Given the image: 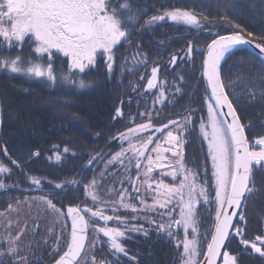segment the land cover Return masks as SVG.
Masks as SVG:
<instances>
[{
    "label": "snow or ice",
    "instance_id": "snow-or-ice-1",
    "mask_svg": "<svg viewBox=\"0 0 264 264\" xmlns=\"http://www.w3.org/2000/svg\"><path fill=\"white\" fill-rule=\"evenodd\" d=\"M144 10L134 7L133 0H0V73L9 76L18 74L27 80H38L41 84L49 87H67L75 94L78 91L87 90L93 87V81L86 79L89 73L97 64V57L104 59L106 78L111 79L114 74L115 51L121 43H131L130 37L135 25L139 22ZM174 22L177 25L192 26L195 29H203L204 25L197 15L189 10L176 8L166 10L162 14L152 15L141 25V29L164 22ZM227 19V17H224ZM237 31L227 34H215L207 44L206 53H202V78L206 82L207 90H210L207 102V119L202 118L199 124V134L203 141H206V160H210V179L214 181V199H210L208 191L207 166L203 169V183H200V174L193 172L186 167L183 151L186 132L190 133L191 116H186L183 122L169 120L167 124L155 127L152 124V112L139 113L146 123L135 125L126 132L120 133V141H128V147L121 145L120 150L112 155L107 165L118 161L124 166L126 154L128 164L125 167V175L133 167L136 170V177L128 176V183L132 191L122 188L117 193L118 200L107 201L101 198L96 191L97 182L95 179L89 185H84L86 196L90 197L95 210L92 207L82 208L80 206H69L66 216L71 219L70 238L66 242V250L59 255L55 264H106L105 261H97L95 256H86L85 251H95V245L100 240V234L107 238V245L111 255L120 264L119 257L122 254L128 257V251L122 244V238H128L127 232H141L145 237L149 231L142 224L137 225L121 217L119 209L131 210L133 221L143 219L150 226H154L157 237L166 235L169 240L175 241L176 247L182 245L183 252L180 256V264H217L222 258V264H238V255H234L223 249L227 248L226 241L240 237V244L244 251L251 249V253L259 254L264 258V236H257L255 241L250 242L244 239V229L238 225L246 223L243 213V206L249 196L256 192L254 187V169H264V136L252 140L246 135L245 129L251 128V124L241 123L237 109L226 89H231V83L225 84L221 76V63L230 54L241 46L253 43L247 39L242 32H246L240 24L232 22ZM247 37H253L252 32H247ZM261 43L255 44L259 49L260 66L264 68V36L260 37ZM24 44L33 47V54L30 57L10 55L13 48L22 49ZM137 51L131 57L132 63L136 66L147 64V55L139 51L140 44L135 45ZM55 53H63L67 57V70H59L54 67ZM194 49L189 42L185 56L191 57ZM181 61L184 57L179 58ZM178 57L171 56L170 65L177 64ZM127 64V58H123L121 68ZM131 71V70H130ZM159 66L151 69L150 77L145 86L146 90L159 88L156 95V102H165V84L157 83ZM143 79V76H141ZM178 79L182 82L183 77ZM264 80V75L260 76ZM176 93L180 92L178 84H173ZM135 91V88H134ZM249 96L255 97L256 92L249 90ZM259 95L264 98V89ZM116 116H122L120 108H116ZM158 115V113H157ZM230 118V119H229ZM151 130V135L146 140L133 142L134 136L139 133H146ZM160 133L156 140L153 137ZM155 146L149 149V146ZM167 145V147H165ZM7 155V149H3ZM64 153L69 149L64 148ZM155 154L154 156L152 154ZM167 153V155H166ZM75 155V153H73ZM38 157L39 152L31 154ZM100 154L92 157L87 162L90 167ZM11 163L17 167L20 165L16 160ZM55 159L61 160V154L57 152ZM106 165V166H107ZM169 169L167 175L173 180L179 179V183L166 184L163 179L158 182L154 180V169ZM11 169L0 162V177L10 175ZM143 177V179H141ZM36 186L41 185V179L30 177ZM68 184H76L77 181H69ZM124 181H121L123 185ZM16 185H7L0 178V190H7ZM65 184H56L55 188L63 190ZM113 190H109L111 193ZM151 196V203L145 198ZM37 200L47 206L57 216H64L65 213L57 208L48 196L25 197L24 201L17 200V206L22 203L29 204ZM211 205L209 210L215 211L214 229L204 233L205 238L210 235L206 251L200 248V232L198 228L197 205ZM111 205L113 215L106 214V206ZM179 208L178 219L174 218L176 208ZM229 209H232L229 212ZM236 209H241L237 212ZM9 211H19V207L8 205ZM154 212L159 220H154L148 215L141 216V213ZM86 213L90 214L86 218ZM5 213H0L4 217ZM238 220L234 223V217ZM95 218V221H92ZM103 222L101 226L99 222ZM114 221L119 226H109L108 222ZM7 220L6 228L12 225ZM182 227L184 237L180 240L177 236V229ZM91 228L96 239L91 245H86L87 233ZM191 229V238H189ZM232 230V231H230ZM24 229L21 228L16 235L9 232L3 238L6 248H0V264H3V257L11 258V264H29L28 255L31 254V244L26 247L20 245L21 235ZM257 241L259 243H257ZM60 238L57 237V246L53 248V254L59 251ZM203 255L204 260L199 257ZM130 264L135 257H130Z\"/></svg>",
    "mask_w": 264,
    "mask_h": 264
},
{
    "label": "trees",
    "instance_id": "trees-1",
    "mask_svg": "<svg viewBox=\"0 0 264 264\" xmlns=\"http://www.w3.org/2000/svg\"><path fill=\"white\" fill-rule=\"evenodd\" d=\"M133 4L134 7L143 9L144 15L132 30L131 43H121L115 51L114 74L111 79L106 78L104 59L100 56L97 57L94 69L86 77L93 81V87L75 94L67 87L53 88L38 80H27L18 74L9 76L0 73V159L8 162L3 151L5 145L21 166L16 168L12 165L10 175L17 177L23 186L30 185L27 178L32 176L47 175L51 179L60 180L65 178V170L70 177L75 173L74 170L82 168L88 173L85 163L90 154L101 151L100 161L104 163L103 156L120 149L117 137L114 136L123 126L124 120L116 116L115 110L121 106L125 111L132 105L129 102L134 101L126 95L130 90L128 73L134 66L131 57L137 51V42L140 44L139 51L147 55V62H169L173 54H177V62H202V53L216 33L237 31L233 21L246 30L242 34L252 32L254 36L250 38L259 43L262 42L260 37L264 36V0H133ZM175 8H185L195 13L204 25L203 29L177 25L167 19L147 30L141 29V25L152 15ZM189 42L194 49H199L194 50L190 58L185 56ZM32 54L33 46L29 44H24L22 49L13 48L10 52L13 57L20 55L27 58ZM180 57H184V60L181 61ZM123 58H127V64L122 69ZM67 59L62 53H55L54 67L58 70L57 75L59 70H67ZM180 74L184 80L191 81V85H195L197 90L195 95L181 98L182 103L187 102L191 108L197 106L196 124L191 128L192 135L183 149L185 164L193 172L200 174V183L204 179L203 169L208 167L207 187L210 199H214L210 160H206L207 144L199 134V123L204 118L206 109L203 108V101L207 105L210 92L206 91L207 85L202 78L200 66L195 68L186 65ZM261 75H264V68L260 66L259 57L243 46L221 63V76L225 84L232 85L226 91L233 99L240 120L245 125L251 124L250 129H245L249 139L264 134V98L259 95L260 90L264 89ZM249 90L257 93L254 98L249 96ZM65 147L69 149L68 153H64ZM36 148L42 151L37 159L31 156ZM47 151L53 155L50 157ZM57 152L61 154L60 161L55 159ZM117 165L118 161L108 165V170L101 176V182L114 177ZM253 180L256 192L248 197L242 209L246 223L238 225L244 229L243 238L250 242L262 230L264 222V169H254ZM72 196L70 193L69 201L75 202ZM64 198L63 196L62 199ZM2 202L0 206L5 203ZM197 208L200 248L206 251L210 235L205 238L204 233H210L214 229L215 211L209 210L211 205L199 204ZM240 239L236 237L227 241L224 251L238 255V264H264V258L251 253L250 248L247 252L244 251ZM156 241L155 244L153 241L148 243V248H143L142 251H146L147 256L143 252L140 254L141 264H173L174 260L179 261L182 245L178 249L174 241L168 238ZM4 261L5 264H11V259Z\"/></svg>",
    "mask_w": 264,
    "mask_h": 264
},
{
    "label": "flooded vegetation",
    "instance_id": "flooded-vegetation-1",
    "mask_svg": "<svg viewBox=\"0 0 264 264\" xmlns=\"http://www.w3.org/2000/svg\"><path fill=\"white\" fill-rule=\"evenodd\" d=\"M134 65V64H133ZM190 66L195 68L199 67L202 69V62H177L175 66L170 65L169 62H147L146 65H134L131 71L128 73L129 77L128 80L130 82V90L127 92V97L130 99H134V101L129 102L132 104L129 109H126L125 111L122 110V116H119L124 120L123 126L120 127L118 131H121L127 127L138 125L142 123H146L147 120L145 118H142L139 113H146L151 111L153 118H152V124L155 127H160L164 124H167L169 120H179L183 122L184 118L186 116H191V124L190 129L194 127V124H196V111L197 106H193L194 108H191L187 102L182 103L181 98L182 97H189L195 95V92L197 91L195 88V85H191V81H180L178 77H180V71H182V68H185V66ZM159 66V72H158V82H164L165 84V98L169 99V101L172 99V102H169V105L172 106H158V107H151V100L156 97V95L159 92V88H154L151 90H144L146 81L148 80L151 69L153 67ZM201 71V70H200ZM141 76H143V79H141ZM173 84H178L180 88V92L175 93V88L172 87ZM135 88V91H134ZM136 99V100H135ZM138 105V106H137ZM207 105L203 101V108H206ZM202 108V107H201ZM158 113V115H157ZM1 128V123H0ZM151 135V130H149L146 133H139L133 138V142L139 143L143 140L147 139V136ZM160 133H156V136L153 137L154 140L160 137ZM190 133L186 132L184 136L182 137L185 141L184 146L187 142V140L190 137ZM117 144L123 145L126 144L128 147V141H120L118 138H116ZM155 145L152 144L149 146V149L154 147ZM183 146V149H184ZM167 147V145H165ZM6 146L3 145V149H5ZM7 149V148H6ZM39 152V156H41L42 151L40 149H34L32 153ZM52 152L47 151V155L50 157L53 155ZM94 154V153H93ZM93 154H90L87 159V161L92 157ZM131 153H128L127 156H130ZM155 155L154 153L152 154ZM167 155V153H166ZM8 159L7 161H4L0 159V162H2L5 166H7L9 169H12L13 166L16 168H20L21 166L17 167L13 165L9 159L15 160V158L9 153L7 150V155H5ZM38 156V157H39ZM38 157H33L37 159ZM18 162V160H16ZM88 173L84 171L85 168H82L81 170H74L75 173L70 177L68 175V172L65 170V178H62L60 180L51 179L49 176L45 175L44 177H36L41 179V184L39 187L29 183V179L27 178V182L30 184L28 186H23L20 181L17 179V177H12L11 175H3L2 178L3 182L7 185H16L17 187H10L6 191L0 190V203H3L4 205L0 206V213L8 212L9 216L8 219H5L2 223H0V248H6L7 245L3 243V238L8 236L9 232H11L12 235H16V233L23 228L24 232L21 235L20 239V245L24 247L25 253L28 252L27 245L31 244V254L28 255V261L29 264H52L58 259L59 255L63 253L64 250H66V242L70 238V232H71V219L70 217L66 216V210L69 206H80L82 208H88L92 207L93 210H95V205L93 204L90 197L86 196L84 185H89L90 181L93 179L97 182V189L100 188L101 183V173L105 170H108V165L104 166V164L100 161L99 158L90 166L87 167ZM20 165V163L18 162ZM128 164V160L126 162V166ZM13 165V166H12ZM125 166V167H126ZM187 167V165H186ZM188 168V167H187ZM110 171V170H109ZM169 169L165 168L163 170L161 169H154V180L159 181L160 179H163L166 184H172V183H179V179L173 180L172 177L167 175V172ZM125 173V169L120 171ZM109 173V172H108ZM52 175V173H49ZM115 174V172H114ZM128 176H131L132 179H135L136 177V170L134 168V161H133V167L126 175L125 183L122 187L128 188L129 192L132 191L131 185L128 183ZM33 177V176H32ZM143 179V177H141ZM77 181L76 184H68L69 181ZM19 181V182H18ZM65 184V187L63 190L56 189V184ZM62 191V192H61ZM70 193L73 194L71 198L75 200V202H70ZM38 197V196H48L49 199L53 201V203L56 205L57 208L61 209L62 212L65 213L64 216H57L54 214L50 209L47 208L46 205L43 203H38L36 206L29 207V204H21L17 206L16 200L17 199H24L25 197ZM65 197L62 199V197ZM149 203H151V196L145 197ZM62 200V201H60ZM65 200V201H63ZM12 204L13 207H19V211H9L8 205ZM119 214L121 217L127 218L130 223H135L137 225L142 224L145 229H148L149 234L147 237L143 235L141 232H127L128 238H122L121 242L124 245V247L128 251V257H124L122 254L119 257L120 264H130V257H135V261H132L131 264H141L140 254L143 252V248H148V243L157 242L156 240L159 239H166V235H161L160 238L157 237L156 230L154 226H150L145 220L139 219L133 221L131 219V210H125V209H119ZM106 214L107 215H113L112 206L108 205L106 206ZM148 215L154 220H159V217L154 212H146L141 213V216ZM90 214L86 213V218H88ZM176 218V214L175 217ZM7 220H11L13 223L10 228H6L5 225L7 224ZM92 221H95V218H92ZM99 224L102 226L103 222H99ZM109 226H119L114 223V221L108 222ZM181 228L177 229V236L179 235V231ZM60 234V235H59ZM257 236H264V222L262 223V230L255 234L254 240ZM57 237L60 238V244H59V251L55 254H53V248L57 246ZM96 239L95 234L92 232L91 228L88 230L87 233V240L86 245H91L92 241ZM107 238L103 236V234H100V240L95 245V251L88 252L85 251L86 256H95L96 260L99 262L101 260L105 261L106 264H116V260L111 255V252L109 250V247L106 243ZM257 243H259L257 241ZM175 244V241H174ZM261 247H264V244L260 245ZM224 251V250H223ZM143 253L146 254L147 252L144 251ZM181 256V255H180ZM180 256L179 261L176 262L173 261V264H180ZM6 259H11L7 256L3 257V261ZM149 261V260H148ZM222 261V258L219 261ZM5 264V261L4 263Z\"/></svg>",
    "mask_w": 264,
    "mask_h": 264
},
{
    "label": "rangeland",
    "instance_id": "rangeland-1",
    "mask_svg": "<svg viewBox=\"0 0 264 264\" xmlns=\"http://www.w3.org/2000/svg\"><path fill=\"white\" fill-rule=\"evenodd\" d=\"M34 47V46H33ZM55 51V50H54ZM63 54V53H62ZM184 69V68H182ZM181 76V74H180ZM183 77V76H182ZM183 81H184V77H183ZM165 99V102L163 104L159 103V102H156V97H154L152 100H151V107H158V106H172V105H169L168 103L169 102H172V99L169 101V99L167 98H164ZM204 120L207 119V107L205 109V116L203 118ZM202 121V120H201ZM200 121V123H201ZM199 123V124H200ZM259 136H264V134H261V135H257V136H254L253 138H251L250 140L256 138V137H259ZM127 145L126 144H123V147L124 148H127L126 147ZM120 149H118L117 151L111 153V154H108V155H105L102 157V159L104 160L103 164L104 166L107 165V162L109 160H111V157L112 155H114L116 152H118ZM126 162H127V154L126 156L124 157V166H121L120 163L118 162V165L115 167V174L113 172V175L114 177H110L109 179H104V181H102L100 183V188L97 190L98 194L101 196L102 199L104 200H107V201H116L118 200V195L115 194L117 193L119 190H121L122 188H125V187H122L123 185L121 184V181L123 180L124 183H125V179H126V175L125 173L123 172H120L122 170L125 169V166H126ZM104 171L101 173V175H104ZM104 178H106V176H104ZM123 183V184H124ZM113 190L111 193L109 192V190ZM36 197V196H34ZM18 200V199H17ZM16 200V202H17ZM20 201H24V199H19ZM38 203H40V201H37V200H32L31 201V205L32 207L36 206ZM22 204H27V203H22ZM5 213L6 215L4 217H0V223H2L5 219H8V216H9V213L8 212H3ZM178 213H179V208L177 207L176 208V219H178ZM181 230L179 231V235H178V238L180 240L183 239L184 237V232H183V228L180 227ZM60 235V234H59ZM189 238H191V229H189ZM182 252H183V249H182ZM200 259V258H199ZM220 264H222V261L220 262Z\"/></svg>",
    "mask_w": 264,
    "mask_h": 264
},
{
    "label": "water",
    "instance_id": "water-1",
    "mask_svg": "<svg viewBox=\"0 0 264 264\" xmlns=\"http://www.w3.org/2000/svg\"><path fill=\"white\" fill-rule=\"evenodd\" d=\"M180 9H185V8H180ZM185 10H188V9H185ZM189 11H190V10H189ZM191 12H192V11H191ZM192 13H193V12H192ZM193 14H195V13H193ZM195 15H196V14H195ZM197 17H198V16H197ZM226 34H227V33H226ZM241 34H242V33H241ZM242 35H244V34H242ZM244 36H245L247 39L253 40V43H251V44H249V45H245V46H243V47H246V48L250 49L252 52H254V53L259 57V52H260V50L257 49V48H255V44H257V43H259V42L256 41V40H254V39H252V38H250V37H247V35H244ZM206 50H207V46H206V48H205L204 53H206ZM173 55H176V56H177V54H173ZM173 55H172V56H173ZM177 57H178V56H177ZM149 77H150V76H149ZM158 79H159V76H158ZM158 79H157V82H158ZM146 84H147V81H146ZM146 84H145V86H146ZM144 89H145V87H144ZM145 90H146V89H145ZM209 92H210V90H209ZM118 108H120L121 111H122L121 106H119ZM237 114H238V113H237ZM229 119H230V118H229ZM241 123H242V122H241ZM133 127H135V125L130 126V127H127V128H125V129L119 131L118 133L115 134L114 137H118V135H119L120 133L126 132L127 129H129V128H133ZM97 154H101V151H99V152L93 154L92 157L97 156ZM92 157H91V158H92ZM12 160H13V159H12ZM87 162H88V161H87ZM86 164H87V163H86ZM28 181H29V183L33 184L32 181H31V179H29ZM41 185H42V184H41ZM231 211H232V209H229V212H231ZM236 211L239 212L240 209H236ZM236 218H237V217H234V218H233V219H234V223H235V221H236ZM230 231H232V230H230ZM226 243H227V241H226ZM223 250H224V249L222 248V251H223ZM201 260H204V257H202ZM219 261H220V259H218L217 264H219ZM52 264H55V262L52 263Z\"/></svg>",
    "mask_w": 264,
    "mask_h": 264
}]
</instances>
